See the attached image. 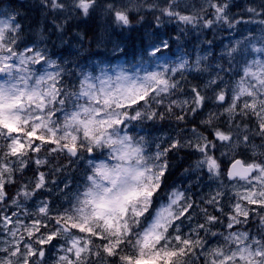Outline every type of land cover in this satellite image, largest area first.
Instances as JSON below:
<instances>
[{
	"label": "snow or ice",
	"instance_id": "6c2138e0",
	"mask_svg": "<svg viewBox=\"0 0 264 264\" xmlns=\"http://www.w3.org/2000/svg\"><path fill=\"white\" fill-rule=\"evenodd\" d=\"M34 6L35 38L0 8V264H264V0ZM149 15L135 63L94 62ZM97 17L85 48L69 25ZM193 32L203 54L164 59ZM177 157L195 184H168Z\"/></svg>",
	"mask_w": 264,
	"mask_h": 264
},
{
	"label": "rangeland",
	"instance_id": "374dc122",
	"mask_svg": "<svg viewBox=\"0 0 264 264\" xmlns=\"http://www.w3.org/2000/svg\"><path fill=\"white\" fill-rule=\"evenodd\" d=\"M233 2H234V4L243 5L245 3V0H233ZM4 7H8V5L0 4V8H4ZM234 11L238 12L237 9H234ZM239 11H240V9H239ZM97 19L101 22L104 21L103 17H97ZM164 25L169 26V29L175 31L176 33L179 31L175 23H171V22L166 21L158 29V32L160 34L168 33V31ZM102 26L103 25H100L101 32L103 29ZM197 36H198L197 32H193L191 35H186L184 37V39L180 42V46L183 45L184 47H186L185 53L182 52V48H180V46H176L175 47L176 54L170 58V61H173V60L177 59L179 56L185 55L186 53L190 54L192 59H195V56H196L198 51H200V53L203 54L202 50L204 48L209 47V46L205 45V44H200V41H202L204 39V35L200 36L199 39H197ZM234 36H235V33L224 32V33L217 34V35L213 36L212 38H210V39L215 40V44L212 46L213 50L215 49L216 45H219L218 50L215 52L217 56H219L220 51L224 47V45L229 44L233 40ZM146 37H147V40L149 42L151 39V35L150 36L147 35ZM197 44L200 45L199 49H197ZM110 53L112 54V52H110ZM100 61H101L100 58H96L94 60V62H100Z\"/></svg>",
	"mask_w": 264,
	"mask_h": 264
},
{
	"label": "trees",
	"instance_id": "16d2710c",
	"mask_svg": "<svg viewBox=\"0 0 264 264\" xmlns=\"http://www.w3.org/2000/svg\"><path fill=\"white\" fill-rule=\"evenodd\" d=\"M32 25H35V21L32 22ZM170 130V129H169ZM181 156H183V154H181ZM192 161L185 158H181V157H177L174 161H173V168L170 170V176L168 179V184H171V181L174 180L177 181L181 178L183 169L185 167H188V165L191 163ZM181 174V175H180ZM182 181V179H181ZM183 182L188 183H192L195 184V178L193 177L191 180H189V177L185 176L183 177ZM196 191H199V189H195Z\"/></svg>",
	"mask_w": 264,
	"mask_h": 264
}]
</instances>
